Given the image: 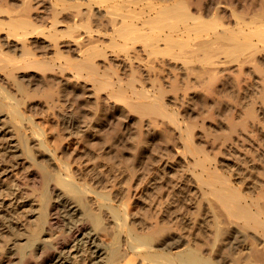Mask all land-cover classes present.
Masks as SVG:
<instances>
[{
  "label": "bare ground",
  "instance_id": "obj_1",
  "mask_svg": "<svg viewBox=\"0 0 264 264\" xmlns=\"http://www.w3.org/2000/svg\"><path fill=\"white\" fill-rule=\"evenodd\" d=\"M0 71L21 93L18 103L0 91L2 152L18 151L13 130L40 126L24 113L32 109L51 115L67 139L110 142L103 119L77 127L76 101L59 99L65 90L91 101L94 116L118 110L123 120L122 169L103 184L111 203L78 184L85 170L68 162L76 149L60 141L52 150L34 132L64 176L55 183L30 169L23 178L43 189L49 224L57 207L71 218L73 252L86 264H264V0H0ZM112 75L127 83L101 96ZM66 153L63 162L57 155ZM15 185L25 194L22 179ZM93 216L108 243L88 226ZM10 254L12 264L46 260L14 246ZM68 256L54 251L50 264Z\"/></svg>",
  "mask_w": 264,
  "mask_h": 264
},
{
  "label": "rangeland",
  "instance_id": "obj_2",
  "mask_svg": "<svg viewBox=\"0 0 264 264\" xmlns=\"http://www.w3.org/2000/svg\"><path fill=\"white\" fill-rule=\"evenodd\" d=\"M0 73H3V71H0ZM111 77L118 78V82L114 79H111ZM111 77L107 78L105 84L107 86L106 91L105 89H103L105 85L104 87L98 89V92L102 91V94L99 93L101 96H105V94L107 96V93H111L112 88H115L116 85H125L127 83V78H122L120 76L116 77V75H112ZM8 79L11 80L10 78ZM8 79L6 84L0 80V91L6 94V91L8 90V96H12V100L10 102L19 103V97H21V93H19L18 95V93L15 92L17 90L16 88L18 87V82H8ZM12 80H14V78ZM11 82L14 84H10ZM8 83L10 85L16 86V88L14 86H10ZM87 83L90 86H96V84H93L94 81L91 83V80H89L87 81ZM1 86H3L4 89ZM5 86L7 88H5ZM8 88L12 90H9ZM95 88L96 87H94V89ZM101 89H103L104 91ZM95 90L96 93H98L97 88ZM18 91L19 90H17V92ZM63 92L66 94H64ZM63 92L59 94V99L64 100L67 97L66 95H68L67 99L70 98L69 100L71 102L76 101V105L74 104L75 108L73 109L75 110L74 114H76L75 119L77 121L78 128H81L80 126H82V123L84 125L85 122H88V125L91 124L93 129L97 128L98 126L96 123H99V121L103 119V122H105L106 126V128H104L103 130H105L104 132L111 136L112 139L110 142H104L102 144L98 143V146H92L91 144H88L87 140L93 139L88 136L89 134H85L79 140L67 139L65 138L63 131L58 126L54 125L53 117H51V115H44V113L40 112V110L35 111L32 109V113H28L29 110L24 111L25 115L32 114V117L30 116L31 119H33V116L36 113L35 117H37H34L33 121L37 122L39 120L38 124L40 126L34 128L28 127L24 129L17 128L16 130H13L12 137L15 138L13 143H15L16 148H18V151L16 153H5L0 150V214L3 215L2 223H4L5 226H8V230H2L3 233L0 234V264L13 263L14 260L10 254V248L13 246L16 249L20 248L23 252L27 250L34 251L35 254H33V256H35L36 259H46L45 264H50L52 262V252L54 251L57 253L64 252V255H66L68 252V262L65 264H86V261H82L75 255V252H73L76 240H73V237L68 233L69 228L71 227V224L69 223V220H71V218L68 217V215L64 214L62 208L59 209L57 207L53 211V215L55 216V218L51 220L52 222L51 224H49V221L47 220L48 210L44 208L43 189L41 188L40 184L32 185L29 180L23 178V175L30 169H34L40 177L51 175L52 181H54L55 183H58L57 180L60 177L64 176L63 173L57 171V169L51 167L45 161L43 155H41V149L37 145L33 144L34 139H36L37 137L45 139L52 150H54L55 145L60 141L67 148H69L68 150L72 151L76 149L77 152L75 156L71 157L68 162H72V165H78L85 170V176L82 180H78V184H83L89 189L94 190V198H110L109 201L110 203L112 202L109 191L106 187H104L103 184L105 179L107 178L110 180H115L118 176V173L121 171L119 169H122V164L120 163L118 154L124 152L127 149V145L124 146L125 141H123V138H121V135H125L122 122L123 120L121 119L118 121V110H116V112H111L113 115L109 113L108 118H106L105 116H94L93 114L89 113L90 111H88L90 107H88L87 105L91 101L85 103L82 96H79L78 98L75 94L71 93L70 90H65ZM15 93V96L18 100L14 96ZM62 96L64 98H62ZM108 96L111 95L108 94ZM113 99L115 102L113 101ZM115 99V97H111V100L115 104L117 103V105L118 103L124 105V103L127 102L126 100H131V102H133V100L130 98L121 100L123 103L119 101V99L118 101L117 99ZM38 100L41 101L42 98ZM127 104H125V106L128 107ZM90 105L91 103L89 104V106ZM26 116L27 118H30L28 115ZM131 127L134 128V124H132ZM130 128L128 130H130ZM80 130L83 131L84 128ZM34 132H37L39 136L34 135ZM96 133V138L101 135V132L99 131ZM7 142L8 139H4V136L0 135V149L1 146L3 144H6ZM186 143H188V145L193 144L191 141H186ZM186 143L185 145H187ZM105 155L108 156V160L104 158ZM57 156H59L60 160L63 162L67 161V158L69 157L67 153ZM135 167H140L145 170L147 169V167H149V164L145 162H142L140 164V162H138ZM2 173L8 174L4 176L2 175ZM86 173L88 174L86 175ZM19 178L23 180V187L26 191L25 194L19 192L17 186L15 185L16 180ZM94 178L98 181L92 183V180ZM46 193L50 199H54V195L50 191L47 190ZM209 197L215 211L217 212L218 218L226 222L227 216L225 214V210L222 208V206H220L218 200L215 197ZM13 221H19V225L15 228L12 227ZM88 226L96 230V232L99 234V240L101 243L106 244L110 241V237L104 231L103 224L98 217H90L88 220ZM38 246H42L44 248V251L42 253L37 250ZM46 250L48 251V254L45 252Z\"/></svg>",
  "mask_w": 264,
  "mask_h": 264
}]
</instances>
